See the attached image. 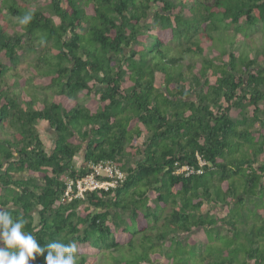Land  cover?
<instances>
[{"label": "trees", "instance_id": "trees-1", "mask_svg": "<svg viewBox=\"0 0 264 264\" xmlns=\"http://www.w3.org/2000/svg\"><path fill=\"white\" fill-rule=\"evenodd\" d=\"M0 135V208L77 264H264V0H0ZM108 161L121 183L63 197Z\"/></svg>", "mask_w": 264, "mask_h": 264}, {"label": "clouds", "instance_id": "clouds-1", "mask_svg": "<svg viewBox=\"0 0 264 264\" xmlns=\"http://www.w3.org/2000/svg\"><path fill=\"white\" fill-rule=\"evenodd\" d=\"M31 14L20 19L22 24L31 20ZM27 221L13 217L0 208V264H34L43 257L44 264H77L76 243L65 244L59 240L41 246L36 238L24 231Z\"/></svg>", "mask_w": 264, "mask_h": 264}, {"label": "built area", "instance_id": "built-area-1", "mask_svg": "<svg viewBox=\"0 0 264 264\" xmlns=\"http://www.w3.org/2000/svg\"><path fill=\"white\" fill-rule=\"evenodd\" d=\"M198 169L183 165L176 168L175 174L189 176L193 173H202V167L206 165L199 156H197ZM177 165V164H176ZM89 173L81 178L69 179L66 182L64 198L71 201L74 198H84L85 192L103 189L108 191L121 183L125 176L119 170L116 163L112 161L89 164Z\"/></svg>", "mask_w": 264, "mask_h": 264}, {"label": "rangeland", "instance_id": "rangeland-1", "mask_svg": "<svg viewBox=\"0 0 264 264\" xmlns=\"http://www.w3.org/2000/svg\"><path fill=\"white\" fill-rule=\"evenodd\" d=\"M33 3L34 7H42L43 4L46 3L47 0H30ZM5 17V22L7 23L8 27L10 28V30H18L20 28V26L22 25V23L20 22L19 18L13 17L11 15L8 14H4ZM252 36L249 37V39H251V41H248L250 43L251 47L257 48L261 45L262 40H261V35L259 32L257 31H253L252 32ZM42 47H39L38 49H36V51L33 52H27V51H22L20 52L19 58L16 60L17 63L15 64L16 66L14 68H16V72L19 74L20 77H23V79L28 80V79H36L33 76V68H32V64L35 63L37 56L39 55V53L41 52ZM255 52L251 53V56L254 57L255 56ZM206 57L210 58L212 53L209 51H206L205 53ZM39 80V79H37ZM12 81H14L13 79H9L8 82L11 83ZM36 81V80H35ZM35 81L33 83H35ZM89 101V98L84 96L83 94H81L79 96V103L84 105ZM1 136V135H0ZM45 142L47 143L48 146L51 145V143L49 142L48 139H45ZM141 142V141H140ZM138 142V143H140ZM227 234V232H223V234ZM224 237V235H222ZM227 236V235H226ZM213 239L216 240V244L218 246H227V244H224L223 242H221V236H214ZM208 241V240H206ZM210 244V241L207 243ZM238 245V242H237ZM78 251L76 254H87V255H92L94 253L93 249L90 248L89 246H77ZM113 256H115V254H113ZM101 257H98L97 262H100L102 260H100ZM108 258H110V260H113L111 255H108ZM103 264H105V262H103ZM189 264H195L194 262H190Z\"/></svg>", "mask_w": 264, "mask_h": 264}, {"label": "crops", "instance_id": "crops-1", "mask_svg": "<svg viewBox=\"0 0 264 264\" xmlns=\"http://www.w3.org/2000/svg\"><path fill=\"white\" fill-rule=\"evenodd\" d=\"M228 237H231V235H227ZM247 264H253L252 261L247 260Z\"/></svg>", "mask_w": 264, "mask_h": 264}]
</instances>
